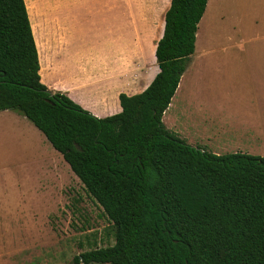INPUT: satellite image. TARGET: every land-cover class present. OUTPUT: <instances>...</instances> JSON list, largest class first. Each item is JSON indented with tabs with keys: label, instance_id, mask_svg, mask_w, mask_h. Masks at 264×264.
<instances>
[{
	"label": "trees",
	"instance_id": "16d2710c",
	"mask_svg": "<svg viewBox=\"0 0 264 264\" xmlns=\"http://www.w3.org/2000/svg\"><path fill=\"white\" fill-rule=\"evenodd\" d=\"M206 2L170 0L159 71L141 92L119 94V113L97 117L41 82L25 0H0V111L33 123L111 222L113 244L74 263L264 264V155L215 154L162 121Z\"/></svg>",
	"mask_w": 264,
	"mask_h": 264
},
{
	"label": "rangeland",
	"instance_id": "374dc122",
	"mask_svg": "<svg viewBox=\"0 0 264 264\" xmlns=\"http://www.w3.org/2000/svg\"><path fill=\"white\" fill-rule=\"evenodd\" d=\"M257 1L259 7H264V0L222 2L218 14L225 17L216 27L232 38L231 43L224 41L225 46L216 47L205 56L199 55L201 48L196 49L191 55L193 62L190 56L179 93L175 91L162 118L165 126L186 142L196 140L211 151L204 129L217 127L213 118L223 117L218 115L221 108L230 120L228 125L233 133L229 135L234 140L241 134L238 126L245 121L262 124L264 130V47L259 49L262 41L257 40V25L248 18L251 12H257L254 3ZM25 3L41 62L40 73L46 81L47 54L57 45L60 16L67 20L77 62L84 59V39L96 34L109 63L113 62V47L120 36L121 47L129 45L131 50L134 45L137 59L148 60L152 65L151 50L161 35L170 0H25ZM213 22L209 27L204 24L202 37L208 38ZM233 23L237 29L238 25L248 26V35L241 30L247 42L238 43ZM222 37L219 39L223 40ZM120 57H125L123 52ZM180 99L183 106L191 104L197 108L190 119L178 116ZM9 112L17 114L0 111V264H76L73 258L81 252L113 244L111 222L102 207L68 170L60 168L56 178L46 174L44 163L50 158L49 150L54 149L29 120L21 115L14 118ZM42 138L45 143H41ZM258 153L264 155V138ZM41 180L53 185L43 188L38 182Z\"/></svg>",
	"mask_w": 264,
	"mask_h": 264
},
{
	"label": "crops",
	"instance_id": "0c3cea01",
	"mask_svg": "<svg viewBox=\"0 0 264 264\" xmlns=\"http://www.w3.org/2000/svg\"><path fill=\"white\" fill-rule=\"evenodd\" d=\"M222 2L223 4H227L229 0H207L203 14L197 24V29L195 32L194 51L201 48L200 50H198L200 56H205L207 52L211 53L215 50L216 47L221 48L222 46H225V44H223L224 41L231 43L232 38H229V36L225 35L223 31L221 33L220 29L222 28L216 27L217 25L222 23V19L225 17L224 15L218 14V10H220ZM249 3L253 4L252 1H250ZM254 3L256 4L257 12H254L253 14L251 12L248 18H252L255 20V22L251 23L257 25L258 29L256 31V34H258L259 37L257 40L262 41L261 44H259V49H263L264 7H259L258 1ZM243 5L244 3L241 1V6ZM258 10L262 13H259ZM59 18V27L57 29V45L54 46V48L47 54L49 60L46 81L42 80L39 69L41 82L52 91H59L64 93L72 101L80 105L83 109L87 110L94 116L106 117L119 113L121 111L119 94L125 93L126 95H133L141 92L150 84L154 76L159 71L154 52L157 41L159 40L163 32L164 19L161 35L153 44V48L151 50L152 59H150L149 61H152V63L154 61L152 66L146 62L148 60L145 61L142 58L137 59L136 48L134 45L131 50L129 48V45H122L121 47L119 38L120 36L117 38L119 39V41L116 43V46H112L113 50L115 49V52L113 51V62L109 63V59L107 58V54L104 52V46L101 42V39L98 38V35L96 34L92 38L84 39V59L81 62H77L75 54L76 50L74 51L72 47V37L68 34V29L66 28L67 20L62 16H60ZM212 21H214L215 23L213 22L214 24H212L211 26V30L209 31L210 33H208V38L202 37L204 24L209 27V24ZM236 26L237 24H232L234 34L239 35L238 43L247 42L248 39L242 37V34L244 32L248 35V32H246L248 30V26L242 25L240 27V25H238V29ZM216 28L218 29L216 30ZM216 33H219L218 38L215 37ZM219 36H223V40H220ZM242 49L243 47H241V50ZM121 52H123V55L125 56L124 58L120 57ZM194 55H196V53ZM194 60V56H191V62H193ZM144 62H146V64ZM39 64L41 68L40 58ZM180 80L176 89L177 94L179 93L178 89L181 88ZM178 101L181 102L180 108H177L178 116L185 115L188 116V119L193 117L192 115L194 114V111H197V108L191 106V104L190 106H183L182 99ZM169 104L171 105V103ZM16 113L17 114L11 113V116L14 118H20L21 116H23L18 112ZM218 115H221L223 117H218L217 120L213 118V121L217 122V127L204 129V131L207 132V142L211 147L210 152H213L215 154H224L239 151L252 155H259L258 146H262L264 138V130L262 124H258L257 122L254 123L251 120L243 122L242 125L238 126V132H240L241 134L239 136H236V140H234L231 135H229V133H233V128L228 125V122L230 120L226 117L225 110L223 108L219 109ZM24 118L27 119L26 117ZM45 139L42 138L41 143H45ZM187 142H189V144L192 146H200L198 144V141L196 140ZM49 152H51V154H49L50 158L48 159L47 163H44L45 172L48 176L50 174L54 178H56L60 173V168H62L63 171L68 170L69 172L73 173L68 163L63 159L62 155L57 150H49ZM75 177L77 176L75 175ZM38 182L43 188L44 186L49 187V185H53V183H49L48 181L44 182L41 180Z\"/></svg>",
	"mask_w": 264,
	"mask_h": 264
}]
</instances>
